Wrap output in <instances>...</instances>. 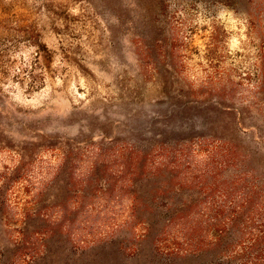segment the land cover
I'll return each mask as SVG.
<instances>
[{
    "label": "rangeland",
    "instance_id": "1",
    "mask_svg": "<svg viewBox=\"0 0 264 264\" xmlns=\"http://www.w3.org/2000/svg\"><path fill=\"white\" fill-rule=\"evenodd\" d=\"M259 254L264 0H0V264Z\"/></svg>",
    "mask_w": 264,
    "mask_h": 264
},
{
    "label": "trees",
    "instance_id": "2",
    "mask_svg": "<svg viewBox=\"0 0 264 264\" xmlns=\"http://www.w3.org/2000/svg\"><path fill=\"white\" fill-rule=\"evenodd\" d=\"M223 212H225V210H223ZM226 220L228 222L229 217L227 219V216H225V219H224L225 224H227ZM261 238H262V236L260 235L258 238H256L254 240L255 242L253 243V249L254 248H258V249L260 248L261 249L260 246H261V243L263 241V240H261ZM198 244H200V247H197L198 248L197 251H202V249L206 251L207 249H209L210 244H211L213 250L215 249V252H216L215 255L218 254V256L220 254H222L221 252H224L225 246H226V245H223V240H221V239L212 240V242L210 241V243L199 242ZM219 257L221 258V255ZM237 258L239 259V262L237 264H263L261 254H259L258 256H246V257L243 256V255H240ZM222 260H226V262H227L228 261V256L225 259L223 258Z\"/></svg>",
    "mask_w": 264,
    "mask_h": 264
}]
</instances>
